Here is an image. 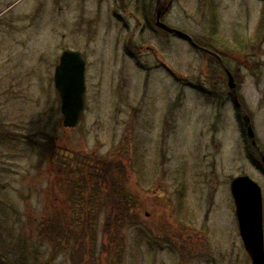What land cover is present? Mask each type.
Returning <instances> with one entry per match:
<instances>
[{
	"label": "rangeland",
	"instance_id": "rangeland-1",
	"mask_svg": "<svg viewBox=\"0 0 264 264\" xmlns=\"http://www.w3.org/2000/svg\"><path fill=\"white\" fill-rule=\"evenodd\" d=\"M155 6L0 0V264H73L70 245L53 246L39 233L48 205L64 210L65 197L70 208L81 204L78 192L66 195V174L39 153L47 138L95 169H126L145 210L142 224L121 229L122 264H252L230 185L246 175L260 186L264 231V0H173L162 17L198 41H209L212 27L245 41L243 52L219 50L257 147L218 59L157 28ZM64 51L86 65L84 110L73 129L63 126L54 86ZM95 205L99 252L107 215L100 200ZM154 209L151 219L145 212Z\"/></svg>",
	"mask_w": 264,
	"mask_h": 264
},
{
	"label": "trees",
	"instance_id": "trees-1",
	"mask_svg": "<svg viewBox=\"0 0 264 264\" xmlns=\"http://www.w3.org/2000/svg\"><path fill=\"white\" fill-rule=\"evenodd\" d=\"M263 27L264 18L261 22V28ZM193 42L217 54L221 61L225 53L219 50L220 47L227 54L232 55L243 52L246 45L244 40L236 43L217 34L215 27H212L210 31L209 41L205 43L193 39ZM255 48L257 49V46H251V51ZM42 142L45 144L38 147L39 153L47 158L49 167L66 174L65 179L68 182L63 180L66 195L68 193L74 195L78 192L81 195L79 200L81 204L75 202V208H73L72 203L70 208L69 198L65 197L63 201L65 208L61 210L56 205L52 208L53 206L49 203L47 212H50L39 223L40 236L53 246L70 245V257L73 264H122L125 241L121 229L142 224L144 217L142 218L140 214L141 210H145V203L136 193L129 191V187L134 185L129 182L126 169L116 163L113 171L106 172L105 167L98 170L89 166L92 161L82 158L71 159L67 152L62 154L60 149L62 146L58 145L54 139L47 138ZM259 166L264 171L262 165ZM120 170H125V173L122 174ZM97 200L103 203L106 208L105 215H107L103 220L104 229L99 252H97L95 227L97 216L93 208ZM155 213L154 209L150 214L151 219H156ZM153 224H156V220ZM165 234H167L166 231H164Z\"/></svg>",
	"mask_w": 264,
	"mask_h": 264
},
{
	"label": "water",
	"instance_id": "water-1",
	"mask_svg": "<svg viewBox=\"0 0 264 264\" xmlns=\"http://www.w3.org/2000/svg\"><path fill=\"white\" fill-rule=\"evenodd\" d=\"M172 1L156 0L155 26L169 34L186 38L193 46L198 47L194 44L191 37L162 22V17L171 7ZM201 49L221 61L217 54L204 48ZM85 69L86 65L80 53L64 51L60 55L54 70V86L60 98L63 126L66 129H73L78 125L84 110ZM225 72L235 105L241 111L247 135L252 144L257 147L250 119L237 103L234 77L226 68ZM259 154L264 165V155L262 152ZM230 190L235 204V215L243 247L249 255L252 264H264L263 198L261 188L250 177L242 175L231 181Z\"/></svg>",
	"mask_w": 264,
	"mask_h": 264
},
{
	"label": "flooded vegetation",
	"instance_id": "flooded-vegetation-1",
	"mask_svg": "<svg viewBox=\"0 0 264 264\" xmlns=\"http://www.w3.org/2000/svg\"><path fill=\"white\" fill-rule=\"evenodd\" d=\"M206 53H208V52H206ZM208 54H209V53H208ZM145 213H146L147 216L150 217V214H151L150 212H149V213H148V212H145Z\"/></svg>",
	"mask_w": 264,
	"mask_h": 264
}]
</instances>
